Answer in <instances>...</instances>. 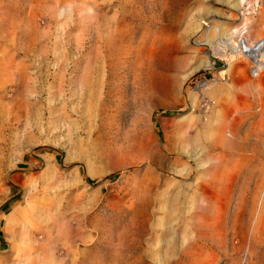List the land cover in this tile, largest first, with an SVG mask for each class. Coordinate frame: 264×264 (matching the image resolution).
Instances as JSON below:
<instances>
[{"label": "rangeland", "instance_id": "374dc122", "mask_svg": "<svg viewBox=\"0 0 264 264\" xmlns=\"http://www.w3.org/2000/svg\"><path fill=\"white\" fill-rule=\"evenodd\" d=\"M244 22L264 0H0V264H264Z\"/></svg>", "mask_w": 264, "mask_h": 264}, {"label": "built area", "instance_id": "2783aa9c", "mask_svg": "<svg viewBox=\"0 0 264 264\" xmlns=\"http://www.w3.org/2000/svg\"><path fill=\"white\" fill-rule=\"evenodd\" d=\"M255 7L257 9H259L260 5L259 3H257L255 5ZM240 26H243L242 24L239 25V27H237V33L239 32V30L243 27L240 28ZM248 32L245 31L244 29L242 30L241 34L234 37L235 39V43L230 46V49L229 50H226L225 48V51L227 52V55L231 58V62H233L234 60H237L239 61V59H248L249 60V73L251 74V76L253 77L254 75H258V76H254L253 78H257L259 77L262 73H264V58L261 59V56H264V37H258V38H253L251 36V33H250V27L247 28ZM248 40H251V41H254V43H252V52L253 53H250L249 52V41ZM241 48V51L240 52H244L247 56H244L243 54H241L240 52L238 53V48ZM234 49H237V52H234ZM249 56V57H248ZM255 56H259V57H255ZM228 57V59H229ZM258 58L260 61H258L257 63V66L255 65V63L252 61V59L250 58ZM252 61V62H251Z\"/></svg>", "mask_w": 264, "mask_h": 264}, {"label": "bare ground", "instance_id": "6f19581e", "mask_svg": "<svg viewBox=\"0 0 264 264\" xmlns=\"http://www.w3.org/2000/svg\"><path fill=\"white\" fill-rule=\"evenodd\" d=\"M245 3H246V1H244ZM243 26H240V28L241 27H243V29L245 30V31H247L248 32V30H247V28L249 27V25L247 24L246 25V22H244L243 24H242ZM242 28L239 30V32L237 33L236 32V35L235 36H237L238 37V35L239 34H241V32H242V30H243ZM238 29H236L235 31H237ZM234 36L232 35V33H230V34H228L225 38L226 39H224L221 43H220V45H218V46H222V47H220L221 48V51H223V49L225 50V48H226V50H229L230 49V46H232L235 42V40H234V38H233ZM249 41V52L250 53H253L252 52V49H253V47H252V43H254V41H251V40H248ZM241 51V48L239 47L238 48V53ZM234 52H237V49H234ZM227 53V52H226ZM241 54H243L244 56H247L244 52H240ZM249 57V56H248ZM255 57H259V56H255ZM262 58H264V56H261V59ZM229 59H231V58H229ZM250 59H252V61L255 63V65L257 66V62L258 61H260L258 58H250ZM239 60H243V61H246L247 63H248V65L250 64L249 63V60L248 59H239ZM251 61V62H252ZM213 60L211 59L210 60V62H209V64H208V66L210 67V68H212V66H213ZM229 67H230V64H229ZM228 67V68H229ZM258 67V66H257ZM255 77L256 76H258V75H254ZM13 208H15V207H13Z\"/></svg>", "mask_w": 264, "mask_h": 264}, {"label": "crops", "instance_id": "0c3cea01", "mask_svg": "<svg viewBox=\"0 0 264 264\" xmlns=\"http://www.w3.org/2000/svg\"><path fill=\"white\" fill-rule=\"evenodd\" d=\"M15 213V210L13 212L10 213V215H13Z\"/></svg>", "mask_w": 264, "mask_h": 264}]
</instances>
